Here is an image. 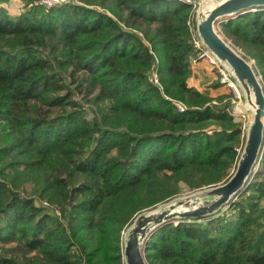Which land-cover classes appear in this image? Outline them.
<instances>
[{
  "label": "trees",
  "instance_id": "obj_1",
  "mask_svg": "<svg viewBox=\"0 0 264 264\" xmlns=\"http://www.w3.org/2000/svg\"><path fill=\"white\" fill-rule=\"evenodd\" d=\"M0 0V264H125L141 212L235 169L244 130L231 94L190 86L194 7L179 0ZM221 32L264 83V10ZM156 74L158 83L151 81ZM216 101V103H214ZM176 103L187 107L180 110ZM149 264H264V148L219 214L173 221Z\"/></svg>",
  "mask_w": 264,
  "mask_h": 264
},
{
  "label": "water",
  "instance_id": "obj_2",
  "mask_svg": "<svg viewBox=\"0 0 264 264\" xmlns=\"http://www.w3.org/2000/svg\"><path fill=\"white\" fill-rule=\"evenodd\" d=\"M195 34L241 93L242 111L248 116L244 143L233 173L219 184L191 194L177 195L138 214L122 234L125 264H149L146 244L162 225L180 220L213 217L246 188L260 164L264 148V83L256 61L234 45L220 30L223 22L253 9H264V0H195Z\"/></svg>",
  "mask_w": 264,
  "mask_h": 264
},
{
  "label": "rangeland",
  "instance_id": "obj_3",
  "mask_svg": "<svg viewBox=\"0 0 264 264\" xmlns=\"http://www.w3.org/2000/svg\"><path fill=\"white\" fill-rule=\"evenodd\" d=\"M3 5L8 7L10 13L18 14L26 9V0H7ZM195 75H197V77H195ZM223 76L222 72L218 69L217 65L212 62L209 56H204L203 53H200L197 58H194L190 83L199 85V90L205 94L213 95L214 97L231 94L233 96L230 100L231 114L234 116L235 122L241 123V128L244 130L245 135L244 125L247 122L248 116L241 108V93L237 91V88H234V85H230L231 82L225 81ZM193 80L199 82V84L195 83ZM214 103H216V101H214ZM233 171L234 170H232V173ZM192 192L194 191H191L186 185L182 184V191L179 196L191 194Z\"/></svg>",
  "mask_w": 264,
  "mask_h": 264
},
{
  "label": "built area",
  "instance_id": "obj_4",
  "mask_svg": "<svg viewBox=\"0 0 264 264\" xmlns=\"http://www.w3.org/2000/svg\"><path fill=\"white\" fill-rule=\"evenodd\" d=\"M37 1H38V3H39L40 5H42V6H44V7H49V8H50V7H55V6H58V5H60V4H64V3H71L73 0H37ZM179 1H182V2H186V3L192 4L193 7H194V10H195V8H196V6H197V3H196L195 0H179ZM257 10H259V9H253L252 11L255 12V11H257ZM263 10H264V9H263ZM220 30H221V29H220ZM193 40H194L195 48L199 51L198 55H199L200 53H203L204 56H209V58L212 60V62H214V63L217 65L218 69H219V70L222 72V74L224 75V76H223V77H224V80H225V81H229V82H231L230 79L227 77L226 73L224 72V70H223V69H222V68L216 63V61L213 59V57H212L211 55H209V53H207V51L202 47V45H201V43L199 42V40H198L196 34H195ZM151 81L158 83V76H157L156 74H154V75L151 77ZM231 84L233 85L232 82L230 83V85H231ZM176 105L178 106V108H179L180 110H185V109H187V107H185L184 105H182V104H180V103H176Z\"/></svg>",
  "mask_w": 264,
  "mask_h": 264
},
{
  "label": "crops",
  "instance_id": "obj_5",
  "mask_svg": "<svg viewBox=\"0 0 264 264\" xmlns=\"http://www.w3.org/2000/svg\"><path fill=\"white\" fill-rule=\"evenodd\" d=\"M199 76H200V73H199ZM195 77H197V75H195ZM194 82H195V80H193ZM198 81V80H197ZM195 83H198L199 84V82H195ZM189 84H190V86H193V87H195V88H197L198 89V86L199 85H196V84H192V83H190V80H189ZM199 90V89H198ZM201 91V90H200Z\"/></svg>",
  "mask_w": 264,
  "mask_h": 264
}]
</instances>
